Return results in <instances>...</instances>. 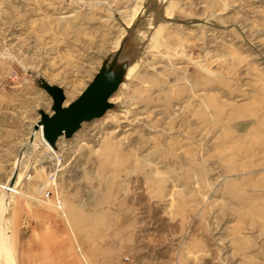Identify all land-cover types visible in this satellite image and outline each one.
Instances as JSON below:
<instances>
[{
    "label": "rangeland",
    "instance_id": "374dc122",
    "mask_svg": "<svg viewBox=\"0 0 264 264\" xmlns=\"http://www.w3.org/2000/svg\"><path fill=\"white\" fill-rule=\"evenodd\" d=\"M43 234L58 264H264V0H0V264Z\"/></svg>",
    "mask_w": 264,
    "mask_h": 264
},
{
    "label": "water",
    "instance_id": "95a60500",
    "mask_svg": "<svg viewBox=\"0 0 264 264\" xmlns=\"http://www.w3.org/2000/svg\"><path fill=\"white\" fill-rule=\"evenodd\" d=\"M111 86L93 85L81 100L68 110L56 109L52 118L43 120V134L47 143L52 147L56 141L75 132L86 120L97 117L105 109L106 98L113 90ZM38 130V127H36Z\"/></svg>",
    "mask_w": 264,
    "mask_h": 264
},
{
    "label": "crops",
    "instance_id": "0c3cea01",
    "mask_svg": "<svg viewBox=\"0 0 264 264\" xmlns=\"http://www.w3.org/2000/svg\"><path fill=\"white\" fill-rule=\"evenodd\" d=\"M41 238H43L41 242H35L34 244H38L37 246L39 248V253L42 255V259L45 260L46 264H58L57 259L54 258L55 254L59 251L54 241L55 239L46 234H43Z\"/></svg>",
    "mask_w": 264,
    "mask_h": 264
},
{
    "label": "bare ground",
    "instance_id": "6f19581e",
    "mask_svg": "<svg viewBox=\"0 0 264 264\" xmlns=\"http://www.w3.org/2000/svg\"><path fill=\"white\" fill-rule=\"evenodd\" d=\"M36 127H38V130H40V132H42V139L44 140V142H45V144L47 145V146H49V147H51L50 145H49V143H47V141H46V139L44 138V134H43V126H36ZM5 187V186H4ZM9 190H11V189H9ZM13 191V190H12ZM6 253L7 252V249H5L4 247H2V248H0V253ZM10 261V256H8L7 257V259H6V262H9Z\"/></svg>",
    "mask_w": 264,
    "mask_h": 264
},
{
    "label": "built area",
    "instance_id": "2783aa9c",
    "mask_svg": "<svg viewBox=\"0 0 264 264\" xmlns=\"http://www.w3.org/2000/svg\"><path fill=\"white\" fill-rule=\"evenodd\" d=\"M47 197H49V195H47ZM127 261H129V263H127ZM120 264H136L135 261L131 258V256H127L125 257V259H123L121 261Z\"/></svg>",
    "mask_w": 264,
    "mask_h": 264
}]
</instances>
